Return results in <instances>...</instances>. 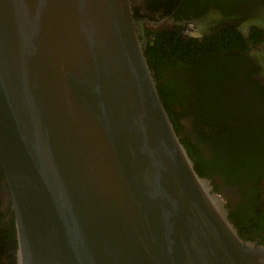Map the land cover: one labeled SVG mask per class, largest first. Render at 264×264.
I'll return each mask as SVG.
<instances>
[{
	"label": "water",
	"instance_id": "1",
	"mask_svg": "<svg viewBox=\"0 0 264 264\" xmlns=\"http://www.w3.org/2000/svg\"><path fill=\"white\" fill-rule=\"evenodd\" d=\"M131 0H0V167L17 264H264L176 133Z\"/></svg>",
	"mask_w": 264,
	"mask_h": 264
},
{
	"label": "trees",
	"instance_id": "2",
	"mask_svg": "<svg viewBox=\"0 0 264 264\" xmlns=\"http://www.w3.org/2000/svg\"><path fill=\"white\" fill-rule=\"evenodd\" d=\"M220 32L202 41L158 32L145 54L196 172L222 195L240 236L264 244V100L255 93L242 102L234 97L233 86L228 93L226 85L240 75V68L213 54L247 49V40L230 28ZM163 71L175 78L165 79ZM250 83L241 76L243 88ZM16 246L10 193L0 167V255L11 251L10 264H16Z\"/></svg>",
	"mask_w": 264,
	"mask_h": 264
},
{
	"label": "flooded vegetation",
	"instance_id": "3",
	"mask_svg": "<svg viewBox=\"0 0 264 264\" xmlns=\"http://www.w3.org/2000/svg\"><path fill=\"white\" fill-rule=\"evenodd\" d=\"M135 24L144 46L151 44L158 32H175L181 38L202 41L210 35L221 36V30L230 28L246 41L247 49H233L218 54L240 75L230 79L226 88L234 87V97L242 102L247 95L259 94L264 100V0H131ZM258 40V41H256ZM227 64V63H226ZM252 83L243 88L241 76ZM165 79L173 80L163 71ZM254 81L256 83H254ZM255 103L257 100L253 99ZM252 100V101H253ZM193 103L195 101L193 99ZM258 109V104H252ZM17 248V246H16ZM0 255L1 264H10V255ZM14 261L17 264L16 250Z\"/></svg>",
	"mask_w": 264,
	"mask_h": 264
}]
</instances>
